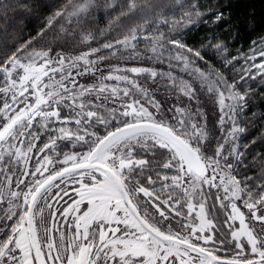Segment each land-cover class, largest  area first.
Segmentation results:
<instances>
[{"label": "snow or ice", "instance_id": "snow-or-ice-1", "mask_svg": "<svg viewBox=\"0 0 264 264\" xmlns=\"http://www.w3.org/2000/svg\"><path fill=\"white\" fill-rule=\"evenodd\" d=\"M101 8L115 6L62 0L0 49V264H264V153L258 174L237 171L244 79L264 80V36L246 52L211 35L189 45L177 29L203 17L192 0L174 23L161 13L151 30L99 29L106 38L93 47ZM141 37L168 71L103 63L101 49L140 59ZM69 43L85 50L66 52ZM158 80L171 104L155 97Z\"/></svg>", "mask_w": 264, "mask_h": 264}, {"label": "trees", "instance_id": "trees-1", "mask_svg": "<svg viewBox=\"0 0 264 264\" xmlns=\"http://www.w3.org/2000/svg\"><path fill=\"white\" fill-rule=\"evenodd\" d=\"M61 2L62 0H0V49H4L5 46L15 47L16 42L21 37L27 38L29 33L34 32L43 24L47 15L52 11V6ZM108 2L115 6L114 11L106 16V11L110 9L101 8L98 12H94L89 21L97 30L96 39L91 41L93 47L106 38V36L99 35V29H107L111 25L112 28L118 29L119 33L123 34L130 32L133 27L141 28L147 24L151 30L156 27L155 20L161 13L164 18L168 19L169 23H174L181 18L186 10L191 11L192 4V0H162L164 7L160 11L150 14L148 5L158 3L160 0H134L138 8L143 6V11L132 14L125 10L127 0H108ZM196 3L204 13L203 17L193 15L192 20L194 22L188 25L186 30L177 29V34L189 45L196 46L203 38L211 35L213 38L226 41L233 52L239 48H244L246 52L250 40L264 36V0H196ZM213 15L219 17V22L216 23L213 20ZM117 20L121 21L118 25L115 23ZM163 31L166 35L169 34L166 27L163 28ZM115 35L116 33L113 32V38ZM143 39L141 37V43L137 45V48L144 52L140 59L128 60V57L125 56L126 60L118 61L117 58L108 56L106 51L101 49V52H105L104 55L107 57L103 63L105 65L115 63L140 64L154 66L158 72L161 70L168 71L167 64H161L159 61L152 64L148 60L151 53L146 49L150 46L145 45ZM65 47L68 49L65 50L66 52L75 53L85 50L79 44L69 43ZM101 71H107V69L103 68ZM171 71L185 75L180 73L178 68H172ZM92 79L91 75L81 77V81L84 83H88ZM112 82L115 83V81ZM161 83L162 81L158 80L156 85L150 84V87L154 88V95L162 105L171 104L175 97L168 100L164 89L157 87ZM244 84L250 88L247 93V107L238 115L240 124L245 128V131L240 133V149L246 151L247 156L244 164L237 171L245 172V165H247L245 174L252 175L254 172L258 174L260 171L255 168V164L259 161L254 162L253 158L256 157L257 152L264 153V135L260 134L261 129L264 128V80H253L251 77H246ZM192 108L195 109L194 102ZM210 114L208 113V119L211 123ZM210 131L211 128H209ZM253 138H255L254 143ZM212 203L208 206L210 211Z\"/></svg>", "mask_w": 264, "mask_h": 264}, {"label": "rangeland", "instance_id": "rangeland-1", "mask_svg": "<svg viewBox=\"0 0 264 264\" xmlns=\"http://www.w3.org/2000/svg\"><path fill=\"white\" fill-rule=\"evenodd\" d=\"M64 50H68V49L65 47ZM208 113H211L210 116L212 117L213 113H212V111H211V107H210V106H209ZM210 133H211V131H210ZM217 134H218V133H217ZM211 203H212V199H209V200L207 201V205L209 206V204H211Z\"/></svg>", "mask_w": 264, "mask_h": 264}]
</instances>
